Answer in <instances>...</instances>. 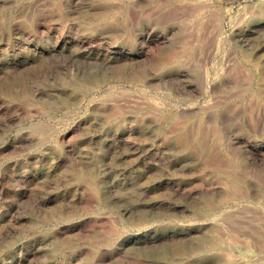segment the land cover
<instances>
[{"label":"rangeland","instance_id":"rangeland-1","mask_svg":"<svg viewBox=\"0 0 264 264\" xmlns=\"http://www.w3.org/2000/svg\"><path fill=\"white\" fill-rule=\"evenodd\" d=\"M0 264H264V0H0Z\"/></svg>","mask_w":264,"mask_h":264}]
</instances>
